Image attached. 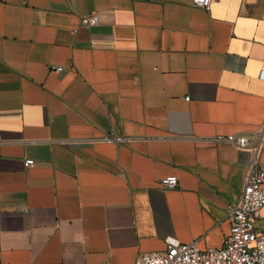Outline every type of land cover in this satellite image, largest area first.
Returning a JSON list of instances; mask_svg holds the SVG:
<instances>
[{"label": "crops", "instance_id": "obj_1", "mask_svg": "<svg viewBox=\"0 0 264 264\" xmlns=\"http://www.w3.org/2000/svg\"><path fill=\"white\" fill-rule=\"evenodd\" d=\"M263 127L264 0H0V264L222 246Z\"/></svg>", "mask_w": 264, "mask_h": 264}, {"label": "built area", "instance_id": "obj_2", "mask_svg": "<svg viewBox=\"0 0 264 264\" xmlns=\"http://www.w3.org/2000/svg\"><path fill=\"white\" fill-rule=\"evenodd\" d=\"M192 6L209 10L212 0H190ZM86 25H95L100 21L99 14L92 12L83 18ZM52 69H63L53 65ZM188 98V97H187ZM107 140H122L121 136H105ZM219 141H228L238 147L248 148L253 158L248 164L245 185L235 204L231 207V228L224 244L220 247L202 248L198 240L181 242L177 238H167L164 250L140 253L134 264H264V230L257 221L264 210V164L259 154L264 151V127L248 133H229L216 137ZM35 162L26 158L27 166ZM163 187L171 188L179 184L176 174L161 177ZM102 264H109L104 261Z\"/></svg>", "mask_w": 264, "mask_h": 264}]
</instances>
